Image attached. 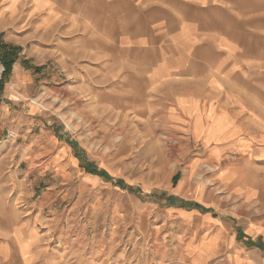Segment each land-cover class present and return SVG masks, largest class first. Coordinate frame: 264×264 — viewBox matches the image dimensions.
Listing matches in <instances>:
<instances>
[{
	"label": "crops",
	"instance_id": "1",
	"mask_svg": "<svg viewBox=\"0 0 264 264\" xmlns=\"http://www.w3.org/2000/svg\"><path fill=\"white\" fill-rule=\"evenodd\" d=\"M96 6L100 7V12L95 10ZM87 24H94L93 30L115 33L112 38L116 40V36L120 41L124 50L119 62L122 90H133L135 86L142 89L145 80L151 81L152 89L161 88L162 84H165L164 88L176 87L179 83L187 88V84L196 80L191 77L192 60L176 52L170 55L166 47L179 48L189 43L202 49L215 48L220 55L215 62L211 59L210 68L206 65L208 59L201 57L200 60L205 65L200 72L201 98L195 97L197 91L175 92L164 116L168 120L190 123L193 129L197 122L206 128L198 138L205 146V158L211 160L218 156L224 161L237 155L238 160L250 162L251 166L247 168L231 164L220 169L222 174L232 172L235 177H244L264 170V94L244 84L249 82L250 85L248 77L253 73L255 77L256 70L248 77H242L237 73L234 59L227 66L222 65L235 58L226 53L236 46V41L226 37L224 32H264V0H0V43L18 50L8 80L0 83L2 133L10 138L35 129L48 135L21 137L26 144H42L46 136H52L48 142L51 145L58 142L59 123L37 107L32 98L38 96L41 86L52 91L56 81L82 79L88 72L108 69L103 68L101 62H90L96 55L91 50L83 51L91 58L88 72L81 69L85 68L80 64L85 56L81 55V49L97 47L95 41L87 39L83 33ZM250 25L255 27L249 29ZM211 33H217L215 39L211 38ZM101 40L105 47L111 46L107 38ZM114 64L118 66V63ZM153 109L159 110L156 106ZM215 124L222 129L219 139H207L205 134ZM49 129L56 131L51 135ZM193 137L196 139L194 133ZM61 145H67L69 150L63 149L56 154L39 148L31 154V159L56 160L54 164L58 165L59 173L65 174L69 166L75 169L76 155L62 140ZM64 160H67L66 165ZM31 172L34 171L27 173ZM240 181L242 178L236 182L237 188L233 192L240 200L229 211L201 207L203 212H200L196 209L199 205L190 200L174 195L170 198L172 210H166V214L183 216L186 213L201 221L202 244L187 248L191 264H201L209 255L223 252V262L228 264H264V214L263 217L256 214L259 189L254 184ZM57 203L54 195L44 194L28 205L32 212L25 221L29 223L23 228L24 234L17 236L14 229V239H23L26 243L28 257L25 264L135 263L133 258L129 260L135 253L126 248L125 237L107 238L109 242H105L104 248L92 247L90 243L87 248L65 247L66 236L60 230L65 216ZM52 240L58 241V245L51 247ZM2 251L0 248V255ZM12 254L8 253V256ZM136 254V264H144L145 253ZM175 257L176 253L170 254V260ZM8 259L0 256V264Z\"/></svg>",
	"mask_w": 264,
	"mask_h": 264
},
{
	"label": "rangeland",
	"instance_id": "2",
	"mask_svg": "<svg viewBox=\"0 0 264 264\" xmlns=\"http://www.w3.org/2000/svg\"><path fill=\"white\" fill-rule=\"evenodd\" d=\"M95 10L100 12V7L96 6ZM28 24L32 26L30 21ZM92 26L94 24H87L83 33L87 39L95 41L97 47L82 48L81 55L91 50L96 54L95 59L85 53L80 61L85 68L81 69L88 72L90 59L108 69L88 72L82 79L56 81L52 91L41 86L38 96L32 98L37 107L59 123L58 142L51 145L48 142L52 136H46L43 145L26 144L21 137L48 134L31 129L9 138L0 129V248L3 249L0 256L4 260L11 258V263L8 259L1 264H25L26 243L23 239H14V229L17 236L24 234L23 228L29 223L25 221L32 212L28 205L44 194L54 195L57 208L64 212L60 230L66 236L65 247L87 248L90 243L92 247L104 248L107 238L125 237L126 248L135 253L129 257L130 261L135 260L134 264L139 252L145 253L144 264H191L187 248L202 244L201 221L186 213L183 216L166 214V210L171 209L169 200L173 195L198 204L200 208L196 209L200 212H203L201 207L229 211L240 200L233 192L236 182L242 178L239 183H251L259 189L256 214L258 217L264 214V170L244 177H235L232 172L222 174L220 169L230 164L247 168L250 162L238 160L237 155L224 161L218 156L211 160L205 158V146L198 138L206 128L197 122L193 129L190 123L168 120L164 116L175 92L197 91L195 97L201 98L200 72L205 66L201 57L208 59L206 65L210 68L220 54L215 48L202 49L189 43L179 48L166 47L170 55L176 52L192 60L191 77L196 79L193 83L187 84V88L179 83L176 87L164 88L162 84L161 88L152 89L151 81L145 80L142 89L135 86L133 90H122L119 62L124 50L120 41L116 36L117 41L112 38L115 33L93 30ZM251 27L255 26L250 25L249 29ZM223 34L234 39L236 46L230 48L234 53H226L235 58L222 65L227 66L234 59L237 73L242 77L256 70L255 77L254 73L248 77L250 85L249 82L244 84L264 94V32ZM216 35L211 38L215 39ZM101 38H107L111 46L105 47ZM16 56L18 50L0 43V58L4 63L13 61L0 83L8 80ZM155 106L159 109L157 112L153 109ZM219 126L215 124L205 137L219 139L222 133ZM43 130L47 129L43 127ZM49 130L51 135L56 131ZM61 140L73 149L75 158L78 157V164L76 159L73 161L75 169L69 166L66 173L61 174L58 165L54 166L56 160L31 159V154L39 148L46 153L68 151ZM205 164H214L219 169L205 171ZM30 171L34 172L27 173ZM174 211L179 210L174 208ZM228 217L235 219L232 215ZM50 243L51 247L58 245L56 240ZM8 253L14 254L9 257ZM171 253H176L173 261ZM224 254L209 255L201 264H228L223 262Z\"/></svg>",
	"mask_w": 264,
	"mask_h": 264
},
{
	"label": "built area",
	"instance_id": "3",
	"mask_svg": "<svg viewBox=\"0 0 264 264\" xmlns=\"http://www.w3.org/2000/svg\"><path fill=\"white\" fill-rule=\"evenodd\" d=\"M7 72V67L4 61L0 58V82L4 79V76Z\"/></svg>",
	"mask_w": 264,
	"mask_h": 264
},
{
	"label": "bare ground",
	"instance_id": "4",
	"mask_svg": "<svg viewBox=\"0 0 264 264\" xmlns=\"http://www.w3.org/2000/svg\"><path fill=\"white\" fill-rule=\"evenodd\" d=\"M120 137H117V139L119 140ZM215 169H216V165H214V164L213 165H211V164H205V171H215Z\"/></svg>",
	"mask_w": 264,
	"mask_h": 264
},
{
	"label": "trees",
	"instance_id": "5",
	"mask_svg": "<svg viewBox=\"0 0 264 264\" xmlns=\"http://www.w3.org/2000/svg\"><path fill=\"white\" fill-rule=\"evenodd\" d=\"M13 61H11V62H6L5 64H6V67H7V72H9V70L11 69V63H12ZM98 173H101L102 174V172L103 171H97Z\"/></svg>",
	"mask_w": 264,
	"mask_h": 264
}]
</instances>
